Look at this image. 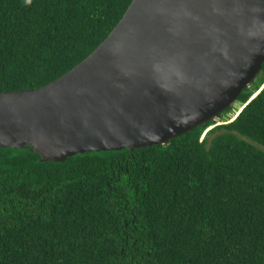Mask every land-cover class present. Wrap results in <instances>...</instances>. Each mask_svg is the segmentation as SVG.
I'll list each match as a JSON object with an SVG mask.
<instances>
[{"label":"trees","instance_id":"16d2710c","mask_svg":"<svg viewBox=\"0 0 264 264\" xmlns=\"http://www.w3.org/2000/svg\"><path fill=\"white\" fill-rule=\"evenodd\" d=\"M131 0H0V92L87 56ZM0 264H264V62L164 143L41 160L0 147Z\"/></svg>","mask_w":264,"mask_h":264},{"label":"water","instance_id":"95a60500","mask_svg":"<svg viewBox=\"0 0 264 264\" xmlns=\"http://www.w3.org/2000/svg\"><path fill=\"white\" fill-rule=\"evenodd\" d=\"M264 62V0H131L46 84L0 92V147L41 160L164 143L235 101Z\"/></svg>","mask_w":264,"mask_h":264}]
</instances>
